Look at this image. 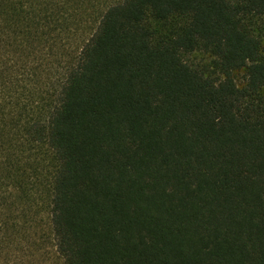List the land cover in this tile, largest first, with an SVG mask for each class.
I'll return each instance as SVG.
<instances>
[{
    "label": "trees",
    "instance_id": "16d2710c",
    "mask_svg": "<svg viewBox=\"0 0 264 264\" xmlns=\"http://www.w3.org/2000/svg\"><path fill=\"white\" fill-rule=\"evenodd\" d=\"M264 264V0H0V264Z\"/></svg>",
    "mask_w": 264,
    "mask_h": 264
},
{
    "label": "rangeland",
    "instance_id": "374dc122",
    "mask_svg": "<svg viewBox=\"0 0 264 264\" xmlns=\"http://www.w3.org/2000/svg\"><path fill=\"white\" fill-rule=\"evenodd\" d=\"M39 216L42 218V222L45 220L43 211H40ZM44 224L41 225L40 231L36 232V249L30 253V257L27 260V264H62L61 259L54 252L49 232Z\"/></svg>",
    "mask_w": 264,
    "mask_h": 264
}]
</instances>
